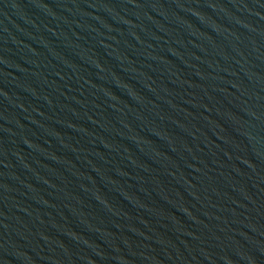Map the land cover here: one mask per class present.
<instances>
[{
  "label": "water",
  "instance_id": "obj_1",
  "mask_svg": "<svg viewBox=\"0 0 264 264\" xmlns=\"http://www.w3.org/2000/svg\"><path fill=\"white\" fill-rule=\"evenodd\" d=\"M0 264H264V0H0Z\"/></svg>",
  "mask_w": 264,
  "mask_h": 264
}]
</instances>
